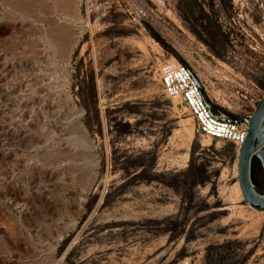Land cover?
Returning <instances> with one entry per match:
<instances>
[{
  "label": "rangeland",
  "instance_id": "rangeland-1",
  "mask_svg": "<svg viewBox=\"0 0 264 264\" xmlns=\"http://www.w3.org/2000/svg\"><path fill=\"white\" fill-rule=\"evenodd\" d=\"M166 63L250 117L264 0H0V264H264L239 148L165 97Z\"/></svg>",
  "mask_w": 264,
  "mask_h": 264
},
{
  "label": "built area",
  "instance_id": "built-area-1",
  "mask_svg": "<svg viewBox=\"0 0 264 264\" xmlns=\"http://www.w3.org/2000/svg\"><path fill=\"white\" fill-rule=\"evenodd\" d=\"M194 73L182 63H166L161 69V86L168 99H179L194 120L199 136L223 140L240 147L247 136L248 125L236 123L215 113L196 83Z\"/></svg>",
  "mask_w": 264,
  "mask_h": 264
},
{
  "label": "water",
  "instance_id": "water-1",
  "mask_svg": "<svg viewBox=\"0 0 264 264\" xmlns=\"http://www.w3.org/2000/svg\"><path fill=\"white\" fill-rule=\"evenodd\" d=\"M195 80L200 91L203 93L201 83L197 78ZM209 107L211 106L209 105ZM229 120L236 123L245 122L248 125L247 136L238 149V183L246 203L252 208L264 211V195L257 192L250 180V164L252 158H258L264 168V96L250 117Z\"/></svg>",
  "mask_w": 264,
  "mask_h": 264
}]
</instances>
